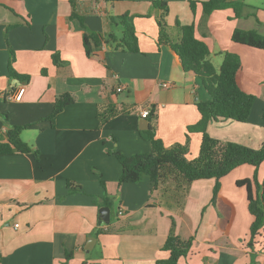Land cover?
Instances as JSON below:
<instances>
[{
  "label": "crops",
  "instance_id": "1",
  "mask_svg": "<svg viewBox=\"0 0 264 264\" xmlns=\"http://www.w3.org/2000/svg\"><path fill=\"white\" fill-rule=\"evenodd\" d=\"M152 1L77 0L86 28L103 38L121 33L109 16H133L139 44L133 52L103 42L88 57L84 29L69 19V0H0V139L12 125L32 124L20 137L38 150L0 155V264H163L159 260L168 252L162 245L173 227L181 237H192L178 264H264L259 244L248 245L253 216L245 186L236 183L253 176L252 165L220 178L215 203L212 178L186 187L166 179L154 190L146 174L119 183L121 166L110 151L130 156L151 150L140 133L145 130L140 108L155 105L156 137L166 147L187 141L192 159L201 134L187 127L200 118L197 101L209 98L170 45L158 42L161 10ZM203 1L167 0L168 36L177 39L176 22L193 24L212 64L211 57L218 56L220 66L225 51L240 56L241 85L256 97L249 119L213 121L207 132L257 148L264 139V49L236 43L231 34L241 28L264 35V0H231L245 4L239 17L229 7L204 16ZM7 43L14 52L12 66L28 75L26 81L8 75ZM55 52L61 65L52 62ZM64 92L75 99L51 126L41 118ZM68 181L79 187L70 190ZM258 240L264 242V228Z\"/></svg>",
  "mask_w": 264,
  "mask_h": 264
},
{
  "label": "trees",
  "instance_id": "2",
  "mask_svg": "<svg viewBox=\"0 0 264 264\" xmlns=\"http://www.w3.org/2000/svg\"><path fill=\"white\" fill-rule=\"evenodd\" d=\"M71 12L69 19H77L84 31L82 33L83 48L88 57L95 54V50L105 43L116 42L117 46L127 51H139V44L133 16L124 13L118 16H109V21L121 28L120 36L113 32L103 38L99 33L86 28L84 16L77 11V0H69ZM153 5L161 10L157 17L159 28L158 42L169 44L177 55V59L182 68L193 72L200 80L209 98L199 100L196 107L200 113L199 120L187 127L188 131H196L201 134V142L198 155L192 159L187 157L188 146L185 143H174L169 147L156 137L158 124V112L155 105H145L149 109V114L145 117L148 120V128L140 133L151 144L148 153L125 155L119 150L110 151L121 166L119 183L136 182L142 174H146L151 183V190L166 179H172L178 185L185 184V187L192 181L198 179H214L211 202L215 203L217 193L220 188V178L229 173L233 168L249 164L254 167L251 178L238 180V185H244L247 195V208L253 216L249 227L248 245L256 243L264 252V242H259L264 228V178L257 180V167L264 161V139L257 148L249 147L235 141L219 140L211 137L207 132L210 122H219L229 119L237 122H246L249 119L256 97L252 93L246 92L240 81L242 61L235 52H223V59L217 70L208 59L209 48L207 44L195 36L193 24L175 23L178 29V37L175 41L170 40L167 32L165 16L168 12L167 0H153ZM195 2L191 1L193 9ZM204 16H207L215 9L232 8L234 15L239 17L245 7L243 2L231 0H205L201 3ZM255 15L254 12L251 13ZM231 40L264 49V35L254 29L235 28L231 34ZM9 59L7 63L8 75L19 80H27L28 75L18 73L12 66L14 52L7 43ZM54 65L64 63L57 52L52 54ZM42 73L46 72L42 68ZM75 97L70 92L58 94L53 102L51 111L42 117L51 126H54L55 118L66 106L74 101ZM32 124L12 125L5 130V140L0 139V155L14 152H34L38 150L20 137L23 129ZM262 126L264 127V113L262 114ZM102 184L104 182L102 181ZM67 187L76 190L79 187L75 182L68 181ZM174 228V227H173ZM171 229L162 245V250L168 252L165 259L159 260L163 264H178V259L186 255L192 244V237L183 238Z\"/></svg>",
  "mask_w": 264,
  "mask_h": 264
},
{
  "label": "built area",
  "instance_id": "3",
  "mask_svg": "<svg viewBox=\"0 0 264 264\" xmlns=\"http://www.w3.org/2000/svg\"><path fill=\"white\" fill-rule=\"evenodd\" d=\"M162 87L168 88L170 86L169 82H162L161 83ZM122 87H118L117 90L120 91ZM24 91V87H21L18 91V93L16 94L15 99H20L22 93ZM138 114L142 117L145 118L148 114H149V109L148 108H140L138 111ZM119 213H122V211H119ZM17 226V224H16Z\"/></svg>",
  "mask_w": 264,
  "mask_h": 264
},
{
  "label": "rangeland",
  "instance_id": "4",
  "mask_svg": "<svg viewBox=\"0 0 264 264\" xmlns=\"http://www.w3.org/2000/svg\"><path fill=\"white\" fill-rule=\"evenodd\" d=\"M211 59H212V62L214 64V67L218 70L219 69L218 67H219L220 59L218 58V56H212ZM3 122H5V121H3ZM225 129H226V127H224L223 125H222V127L219 128V130H223V131ZM25 137H26V134H25ZM263 163H264V161H263ZM263 178H264V167H262V166L261 167H257V180L261 181Z\"/></svg>",
  "mask_w": 264,
  "mask_h": 264
},
{
  "label": "water",
  "instance_id": "5",
  "mask_svg": "<svg viewBox=\"0 0 264 264\" xmlns=\"http://www.w3.org/2000/svg\"><path fill=\"white\" fill-rule=\"evenodd\" d=\"M143 121H144V123H145V126L142 127V128H143V129H147V128H148V120L144 118ZM106 209H108V208L106 207ZM106 220H107V219H106Z\"/></svg>",
  "mask_w": 264,
  "mask_h": 264
}]
</instances>
